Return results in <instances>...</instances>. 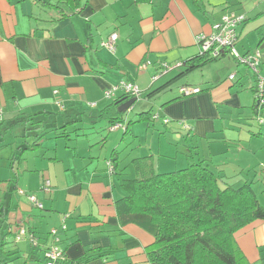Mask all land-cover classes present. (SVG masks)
I'll use <instances>...</instances> for the list:
<instances>
[{
  "label": "crops",
  "instance_id": "0c3cea01",
  "mask_svg": "<svg viewBox=\"0 0 264 264\" xmlns=\"http://www.w3.org/2000/svg\"><path fill=\"white\" fill-rule=\"evenodd\" d=\"M39 4L0 0V109L3 118L22 115L31 123L20 127L28 128L27 138L0 141V241L6 264H44L50 229L57 230L66 257L59 264H150L145 248L153 243L152 234L121 222L115 210V202L125 196L121 182L149 166L163 174L202 161L226 181L251 180L257 198L264 199V127L256 121L264 110L256 104L255 78L227 53L201 64L195 44L197 36L212 33L222 16L243 14L236 50L241 55L260 50L264 78V0L248 3L250 9L243 0H87L64 16ZM34 7L43 9L33 13ZM114 33L115 50L108 52L100 44ZM193 61L201 65L187 73L186 66L173 68L151 80L162 64ZM119 81L136 84L144 105L140 109L135 103L127 111L123 123L131 124L109 135L112 140L121 136L109 151L108 137L96 128L110 127L100 114L123 94L106 99L104 92ZM186 86L200 93L183 97L179 89ZM146 113L147 119L138 121ZM156 113L159 119L151 120ZM36 115L44 121L34 124ZM65 117L72 121H61ZM42 125L45 135L17 159ZM69 125H74L70 131ZM72 137H85V142ZM58 139L65 141H53ZM160 165L169 170L161 171ZM45 181L47 192L41 189ZM18 189L34 195L43 209L34 208ZM19 226L36 237L38 246L15 241ZM234 239L249 264H264V220L237 231Z\"/></svg>",
  "mask_w": 264,
  "mask_h": 264
},
{
  "label": "trees",
  "instance_id": "16d2710c",
  "mask_svg": "<svg viewBox=\"0 0 264 264\" xmlns=\"http://www.w3.org/2000/svg\"><path fill=\"white\" fill-rule=\"evenodd\" d=\"M37 1L60 16L82 8L87 2ZM198 58L201 64L206 62L199 54ZM217 59L206 58L207 61ZM188 63L190 65L183 64L186 66L183 73L201 65L194 61ZM124 98L132 99L126 95L116 98L102 110L100 118L107 120L110 125L123 122L127 111L121 113L117 109ZM137 101L135 99L132 106ZM147 115L140 114L138 121L146 120ZM29 119L22 115L2 118L0 141H4L14 127L30 122ZM130 124L127 123L126 129ZM25 131L28 128L23 129L24 135L13 136L14 139L27 138ZM45 131L46 128L42 126L39 133L33 134L32 144L25 141L26 148H20L17 159L24 151L35 147L36 141L45 135ZM231 183L202 161L163 174L155 173L149 166L147 172L121 182L125 196L115 202L116 214L121 222L133 223L150 231L154 241L145 248L150 264H249L237 247L234 235L247 225L264 220V206L259 203L251 180H238L237 186ZM3 248L4 244L0 241V264H6L7 254Z\"/></svg>",
  "mask_w": 264,
  "mask_h": 264
},
{
  "label": "built area",
  "instance_id": "2783aa9c",
  "mask_svg": "<svg viewBox=\"0 0 264 264\" xmlns=\"http://www.w3.org/2000/svg\"><path fill=\"white\" fill-rule=\"evenodd\" d=\"M245 20L243 14H226L222 16L220 22L216 23L212 27V33L209 35H199L195 38V44L199 50V56L203 58L217 59L222 56L223 53H227L233 57L239 64L247 66L255 78L254 82V95L256 104L264 110V78L260 75V63L262 54L260 50H253L245 55H240L236 50V44L238 41L237 27ZM118 39L116 33L111 34L106 40L101 42L100 46L105 48L109 52H114L115 45ZM184 65L181 63L173 66L162 64L158 74L152 77V82L156 81L162 75L171 71L173 68H181ZM145 69V65L139 67ZM235 75L229 76V80L232 81ZM120 92L123 95L130 96L134 99H139L141 91L134 83L119 81L117 84L110 86L105 92L104 97L106 99H112L116 93ZM179 93L183 97H188L200 93V89L197 87H181ZM3 118L2 110L0 109V120ZM159 119V115L153 114L151 120L155 121ZM256 121L260 126L264 127V111L260 116L256 117ZM165 124L169 123L168 119H164ZM126 125L123 122H116L108 128V131H116L119 129L125 130ZM109 174L113 172V165L110 161L106 164ZM42 191H49L50 183L45 181L42 186ZM17 193L21 197H25L27 201L36 209L42 210V204L32 194H26L23 190L18 189ZM61 230H65V226H61ZM50 243L44 250V264H59L65 261L66 257L64 252L59 247L60 239L57 235L56 229L49 231ZM27 240L32 247L38 246L36 237L27 231L24 226H19L15 233V241L19 242Z\"/></svg>",
  "mask_w": 264,
  "mask_h": 264
},
{
  "label": "rangeland",
  "instance_id": "374dc122",
  "mask_svg": "<svg viewBox=\"0 0 264 264\" xmlns=\"http://www.w3.org/2000/svg\"><path fill=\"white\" fill-rule=\"evenodd\" d=\"M254 0H243V3H244V5L247 7V9H250L251 8V6H248V3H250V2H253ZM40 5V4H39ZM262 7H264V6H262ZM261 7V9H263ZM39 8H41V7H39ZM39 8H37V7H34V9H33V13H35V11H37ZM41 9H43V8H41ZM45 10H47V9H45ZM252 22L254 21V20H251ZM143 101H144V99H143V97H141V98H139L138 99V101L136 102V105L138 104L139 106H138V108H140V109H142L141 108V104H143L144 105V103H143ZM127 114H128V112H127ZM132 118L134 117V116H131ZM32 119H33V123H35L36 121H44L43 119H44V117H42L41 115H36V116H34V117H32ZM76 119V118H75ZM61 121H67L68 123H69V121L71 122L72 121V118H67V117H65L64 119H61ZM61 123V122H60ZM30 122H28V123H26V125H28V127L30 126ZM97 126L99 125V123H97L96 124ZM34 126H36V125H34ZM33 126V127H34ZM43 126V125H42ZM72 126H74V125H69L68 127H67V130L68 131H70L71 130V128H72ZM103 126H104V124H103ZM103 126H101L100 127V129L97 127L96 129H97V132H100L101 133V135L103 136V138L104 139H107V137H108V145L106 144V148H108V150L110 151V146H109V144H112V145H114V144H118L119 145V143H120V138H121V136H119V137H117V138H115V139H111L112 137L111 136H109V135H114L115 133H113V132H115V131H112L111 133H109L110 131H108V129H106L105 130V128H103ZM20 127H21V125H18V126H16V127H14L13 128V130H12V132L11 133H8V135L6 136V138L4 139L6 142L8 141H12V140H14L13 139V136H16L17 134H19L20 133V131H22L23 132V129H24V127H23V129L21 128V130H20ZM88 130H86V132H87ZM108 131V132H107ZM117 131H122V132H124V130H122V129H119V130H116V132ZM79 133H81V132H79ZM83 133V132H82ZM95 135V134H94ZM92 138H93V135H92ZM92 138H88V141H92V144H94L95 143V141H94V139H92ZM72 140H74V139H77L80 143L81 142H85L84 140H85V137H77V138H74V137H72L71 138ZM99 139V137L97 138V140ZM103 139V140H104ZM33 141V139L30 137V138H28V142H32ZM52 140H50V141H45V140H43L42 142H43V144H45V143H48V142H51ZM53 141H56V142H58L59 144H62L65 140L64 139H58V140H53ZM69 142V141H68ZM70 143V142H69ZM71 143H74V141H71ZM100 143L101 144H103L102 143V141H100ZM165 141L162 139L161 141H160V149H161V151H165V148H164V146H165ZM79 146V148H82V146H84V144H79L78 145ZM100 147V145H99V143L98 144H96L95 146H93L92 147V150L94 151V152H96V148H99ZM127 147H129V146H127ZM159 147V144L156 142L155 143V145L153 146V148L154 149H157ZM120 149H121V151L122 152H124V150H125V148H124V145H122L121 147H120ZM112 150H113V148H112ZM71 151H74V150H71ZM129 152H131L129 149H127L126 150V152H125V154H127V155H130V153ZM77 153L79 154V155H84V154H82V151L81 152H79V151H77ZM111 156V155H110ZM110 157L108 156V159H109ZM159 160L160 161H162V159H160L159 158ZM157 159H155V166H157ZM162 165V164H161ZM161 165H160V167H161ZM183 166H179L177 169H181ZM167 170H169V168H164V167H161V171H167ZM232 173V171L230 170L229 172H228V175H232L231 174ZM158 174H162L161 172L160 173H158ZM239 179H231V181L230 182H232L231 184H234V185H238V183H237V181H238ZM234 182V183H233ZM263 183H264V180H263ZM258 200L259 201H261V203H263V201H264V199L262 198V197H258ZM51 230V229H50Z\"/></svg>",
  "mask_w": 264,
  "mask_h": 264
},
{
  "label": "water",
  "instance_id": "95a60500",
  "mask_svg": "<svg viewBox=\"0 0 264 264\" xmlns=\"http://www.w3.org/2000/svg\"><path fill=\"white\" fill-rule=\"evenodd\" d=\"M135 102V99H128V100H125L124 98V102L122 104H120V106L118 107V112H121V113H125L126 111L130 110V108L132 107V105L134 104Z\"/></svg>",
  "mask_w": 264,
  "mask_h": 264
}]
</instances>
